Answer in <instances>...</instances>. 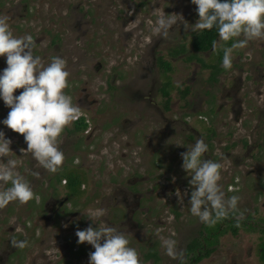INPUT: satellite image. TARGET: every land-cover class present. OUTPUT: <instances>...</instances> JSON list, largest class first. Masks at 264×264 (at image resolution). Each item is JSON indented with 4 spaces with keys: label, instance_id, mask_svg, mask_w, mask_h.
Listing matches in <instances>:
<instances>
[{
    "label": "rangeland",
    "instance_id": "rangeland-1",
    "mask_svg": "<svg viewBox=\"0 0 264 264\" xmlns=\"http://www.w3.org/2000/svg\"><path fill=\"white\" fill-rule=\"evenodd\" d=\"M135 1L140 3V0ZM146 1L149 2L147 9H151L147 10L149 12L148 16H146L145 12L138 9L135 12L134 21L132 20L127 23L125 27L118 26L119 31H123L120 40L113 41L112 35L115 34L114 29L106 28L105 33L110 42L105 44L100 42V44L96 43L94 46L95 50L98 49L97 52L100 53L101 57L93 59L94 61L91 64L103 61L105 69L100 74H96L92 69H89L91 77L89 88L92 90L91 98H95L97 101L91 110L87 111L80 108V116H86L88 127L92 128V135L88 140L89 143L84 142V154L77 152L72 154L71 151L65 153L66 157L70 156L73 160L72 163L69 162L68 169L77 170V172L82 174V178L85 179V193L81 198H78L79 202L83 204V198H88L85 205L83 204V206L80 205L76 208L77 210L75 211H78L79 215L73 219V222H80L82 212L87 216L89 210L96 208L105 209V215L110 219L114 215H118V209L123 210V207L120 202L117 203L115 198L117 197L115 191L116 182L119 183L122 180L120 183H125L128 178H132L135 174H155L156 178L170 179L172 182L178 181L176 188L171 186L165 188L166 181L163 180V183L161 180L158 181V193H152L153 201L145 205V207H151L149 214H146L148 220L146 221L142 218L145 225L139 229H134L132 232L123 233H125L130 241L129 246L135 248L139 253L141 264H179L180 261H185L187 243L196 236L201 237L202 234H199V231L203 233L207 231V236L212 231L211 226L206 225L207 228H205V224L190 213L188 201L192 191L189 184L191 177L182 168L183 160L180 153L187 151L188 147L192 145L188 142L187 134H185L186 143H183L176 127L170 126L171 134L169 138L171 149L165 152V154L155 155L159 162L153 163L150 159L153 155L149 153L147 143L152 139L151 122L153 129L157 125L148 118L144 123H138L129 128V119H135L139 115V113L132 112L130 100H135L136 95L130 88L136 87L137 83L146 82L147 78L143 76L146 72L152 73L155 77L164 78L161 70L157 66L151 65L152 53L167 56L166 53L168 51L181 44L188 50L192 49L193 35L199 31H192L191 28L199 17L196 11L197 6L192 4L191 0ZM125 7V10L122 11L123 17L128 16L129 12L133 14L134 5H127ZM159 11H164L169 15L175 13L182 15L189 25L188 30H185L183 25L178 23L169 30L167 38L153 36L148 21L152 20L155 22L156 16L154 13ZM0 16H4V14L1 13ZM130 32L134 33L129 35ZM223 45L224 42L218 39L216 46ZM213 51L201 54L207 63L214 62ZM232 57V68L221 73L219 75V82L215 85L214 91L218 95V100L213 104L214 116L211 117L216 122L219 132L218 137L219 140H222L224 146H221V141L220 143L216 141V137L207 152L212 156L214 155L213 161L219 162L224 166L221 172L222 179L219 181V184L225 192L226 198L232 195H238L241 198L238 203V210L236 211L237 217L242 223L247 221L248 224V221H251L252 224L259 226L264 217V40H254L249 42L248 46L244 49L233 50ZM0 63H2L1 57ZM171 63L173 67V71L169 73V78L173 83L171 90V114H178V111L185 110V116H188L192 121L196 118L195 114H193L194 104L184 102L178 104L176 107H174V104L180 97V89H184L186 86L190 88L188 100L192 99L196 103L198 93L205 99L210 72L207 68L202 67V64L197 60L188 61L185 56L172 60ZM113 66L117 68V75H121V78L117 80L119 84L133 82L128 87V90H123L124 97L120 102L117 101L115 93L109 92L110 88L107 89L106 84V78L108 76L111 78L112 76L108 71ZM240 77L244 79L242 90L239 93V97L243 100L244 112L241 116L242 120L236 122L234 114L230 110L231 99H226L229 104L222 105L218 111L216 110L224 100L221 96L226 95L232 82L234 80L238 81ZM99 78L103 80L102 83H100ZM75 80L78 81L79 77H76ZM104 82L105 84H103ZM81 83L74 94L76 98L80 95L82 87L85 86L83 81ZM103 105H106V107H103ZM0 117H3V112L0 114ZM112 117H117V123L112 127L113 132L118 130L117 137H115L116 142L123 140L118 144L115 142L114 146L117 149L114 151H111L109 148H98L102 144L108 146L106 137L112 138L111 134H106L102 129L104 124L112 119ZM224 122L226 123L224 124ZM227 123L231 126L230 134L233 133L235 136L226 144L225 136L229 127ZM2 129L0 131H3ZM199 129L206 135V127ZM8 132L6 130L4 134L6 135ZM85 136L86 132L75 135V143L77 144L79 138L85 139ZM163 139L164 136L159 137V139L153 138V142L155 144L163 143ZM128 140L130 141V146L125 143ZM60 141L59 146L61 145ZM177 143L183 145L178 146ZM218 143L220 146L217 148ZM110 144L113 145L112 140ZM21 148L26 149L27 147L21 143L17 149L15 147L11 148L12 153L9 157L5 158L6 162L8 159L17 160L19 162L17 171L20 163L27 164V170L33 167H40L31 153L23 154L20 151ZM86 151L89 152L88 156ZM216 152L217 155L215 157ZM212 156H209V158H212ZM62 168L63 166L57 173ZM251 169L253 170L249 171ZM118 170L119 172L116 174ZM33 172L35 171L29 172L26 180H31L34 176L32 175ZM155 184L156 182L152 180L151 182L142 183L141 187L151 188ZM60 185H64V180H62ZM177 189L180 190L182 195L187 190V195H183V204L178 202V197L175 195ZM229 189L236 191H229ZM162 191H165L164 195L159 193ZM47 192L49 193V191ZM103 198H105L104 204L100 205ZM115 204L116 206H114ZM25 205L20 204L18 201L9 203L5 208L0 209V218L3 215V211L7 209L15 211V216L19 215L20 212L24 213ZM173 208H177L180 212L179 217H176L172 213ZM15 219L16 217L7 224H12ZM86 220L88 221V219ZM8 221L9 219L6 222ZM99 223L104 222L97 221V224ZM116 224L117 228H125L119 222H116ZM66 225L69 227V224ZM89 225L97 227L91 220L89 221ZM8 226L5 225L0 228V239L6 236ZM83 226L86 228L85 225ZM225 228L224 226L223 232L218 234L217 246L214 251L199 264H235V262L237 264H264L259 258V244L261 240L259 227H247L246 224H243L237 235L225 230ZM77 229H81L80 225L76 227L74 234ZM157 230H160V235L163 237H169L171 233H175V236L172 238L177 241V249L183 251V260L172 259L165 254L161 240L156 235ZM213 230L215 231V228ZM69 231V233L72 232L70 229ZM203 235L206 236V234ZM155 245L159 249L161 260L158 262L155 260L144 261V254L150 247H156ZM94 250L92 245L87 244V255L80 263L89 264V253Z\"/></svg>",
    "mask_w": 264,
    "mask_h": 264
},
{
    "label": "flooded vegetation",
    "instance_id": "flooded-vegetation-1",
    "mask_svg": "<svg viewBox=\"0 0 264 264\" xmlns=\"http://www.w3.org/2000/svg\"><path fill=\"white\" fill-rule=\"evenodd\" d=\"M134 5V11L129 12L128 16L123 17L122 11L125 10V6ZM149 2L146 0H140L137 3L135 0H0V14L9 17L8 23L10 28L16 37H22L25 35H31L35 40V48L33 49L34 56H39L42 62L47 65L50 63L53 57L59 56L67 61L66 70L70 73L68 83L69 87L65 90L66 94L72 97V102L74 105H78L80 108L91 110L92 106L96 103L95 98H91V91L89 88L90 74L89 69H92L96 74H100L101 71L105 69L103 61L91 64L93 59L96 57H101L99 52L95 50L94 46L96 43L103 42L104 44L110 42L105 33L106 28H113L114 35L113 41H118L122 38L123 31H119L118 26L125 27L127 23L134 21L135 12L139 9L149 15L147 7ZM146 10V11H145ZM134 32H130L132 35ZM63 44V45H61ZM167 56L162 54L152 53L151 65L157 66L161 70L164 78L155 77L150 72L143 74L144 78H147L146 82L137 83L136 87L130 88L136 95L135 100H130L132 104V112L139 113L138 117L135 119H129V128L135 126L138 123H144L145 120L150 118L156 123L157 127L153 129L151 122V138L147 146L149 148V153L153 155L150 159L153 163H158L157 156L160 154H165V152L170 151V138L171 134L170 126L176 127L178 134L180 135L182 142L186 143L185 134L188 135V142L194 145L197 139L203 138L205 143L210 148L211 143L216 141L224 146L222 140H219V132L216 122L212 120L213 114V104L218 100V95L215 89V85L219 82V75L225 71L216 74L215 79H210L211 70L207 68L210 72L209 82L206 88V98L204 99L200 93L197 94V101L189 99L188 95L180 94V97L176 100L174 107L178 106L180 103L194 104L193 114L196 118L190 120L188 116H185L186 111H178V114H171V92L168 96H165L162 92V88L166 86L165 81L170 80L169 73L172 71H163L159 65V59L162 57L164 60L172 61L179 57H187L186 52H181L178 55H171L168 51ZM2 63H0V74H2L3 69L7 67L6 57L0 56ZM172 64V63H171ZM203 67V66H202ZM205 68V67H204ZM116 66H113L108 73L112 76L106 78L107 89L109 92L115 93L117 101L123 99V90H128L129 86L133 82L127 84H119L117 80L121 78V75L116 73ZM107 72V71H106ZM106 73L107 75H109ZM79 77L76 81L75 78ZM106 77V76H105ZM144 80V79H143ZM80 95L75 97V92L77 87L82 84ZM100 83L103 82L99 78ZM172 83V81H171ZM105 84V82L103 83ZM244 84L243 77L234 80L229 87L226 95L221 96L223 98L222 104L216 110L218 111L222 105L229 104L228 100L231 99L230 110L234 114V120L238 122L242 120V113L244 112L243 100L239 97V93L242 90ZM173 88V83H172ZM184 88V89H186ZM104 89V87H103ZM184 89H180V92ZM172 90V89H171ZM23 89H17L14 95H19ZM133 94V95H134ZM169 98V106L167 107V100ZM103 100V99H102ZM226 101V103H225ZM106 107V105H103ZM10 108L7 107L2 98H0V114L3 112V117H0V129L3 128V132L8 130L9 132L5 135V138L11 139V148H18L19 144H27L24 140L23 135L12 131L6 125L2 123L4 119L7 118ZM86 122L88 120L84 116ZM82 116L79 117V119ZM95 118V116H93ZM77 119L76 121H78ZM117 123V117H112L103 126V130L106 134H111V137H106V143L102 144L98 148H109L111 151L116 150L114 146L117 137V131L113 132L112 127ZM193 123V124H192ZM226 122H224L225 124ZM228 125V123H227ZM225 136L226 144L235 136L231 133V126L228 125ZM206 127V135L202 133L199 128ZM75 121L68 126L62 133L59 141L61 139L60 149L65 153L69 151L84 154L85 143H89L91 138L92 128H87L85 130V139L79 138L77 144L75 143V135L80 133H75ZM140 132V131H139ZM84 132H82L83 134ZM91 133V134H90ZM164 136L162 140L163 143L155 144L153 138L159 139V137ZM16 138V139H14ZM14 139V140H13ZM87 140V141H85ZM112 140L113 145L110 144ZM123 140H119L122 142ZM119 142H116L118 144ZM130 146V141L125 142ZM218 143V144H219ZM220 144L217 146V148ZM97 148V149H98ZM87 156L89 154L86 151ZM208 152L204 154V159H212L213 156ZM230 153V152H229ZM212 158H209V156ZM217 152L215 153V157ZM66 157V156H65ZM6 158V157H5ZM5 158L1 163H6ZM217 160V158H216ZM65 163L62 165L63 168L57 173H50L43 167H33L27 170V164L20 163L18 171L27 179L29 172L35 171L39 173V176H33L29 181L34 193L39 197V201L33 199L26 203L24 213L15 216L16 212L9 209L3 211V215L0 218V228L5 225H9L7 228V234L3 239H0V264H81L80 262L85 259L87 255V242L78 244V237L74 234V230L78 225L81 229H85L89 226L90 219L85 216V213H81L80 222H73L79 212L75 211L78 206L85 205L88 198H83L81 204L78 198L85 193V179L82 178V174L77 172V170L68 169L69 162L72 163L73 160L70 156L66 157ZM253 169L249 170L252 171ZM23 171V172H22ZM74 171L80 177V185L76 188L77 193H72L68 186L67 178H64V185L60 184L59 176L64 172ZM76 171V172H75ZM119 170L116 172L118 174ZM154 180L156 182L151 188H142L141 184L144 182H151ZM163 183L164 179L156 178L155 174H135L132 178H128L125 183L116 182V201L121 203L123 210L118 209V215H114L112 219L108 218L106 215L101 217L99 222H104L109 226L117 228L116 222H119L125 228H117L121 232H132L134 229H139L144 226L145 223L142 221L148 220L150 206L145 207L148 203L153 201V194L158 193V184L160 181ZM165 188L173 187L176 188L178 181L172 182L170 179L164 180ZM114 182V181H113ZM115 183V182H114ZM42 186H40V185ZM7 186H10L7 185ZM49 191V193L47 191ZM46 191V192H45ZM164 195L165 191L159 192ZM100 205L105 201V198L101 200ZM11 203V202H10ZM116 206V204L114 205ZM28 212V213H27ZM27 213V214H26ZM172 213L176 217L180 216V212L177 208L172 209ZM109 215V214H108ZM16 219L12 224L10 223L13 218ZM235 216L232 214L228 221L233 220ZM9 219L8 222H6ZM88 219V221L86 220ZM73 223V224H72ZM66 224H69L67 227ZM218 224L211 226V237L208 238L209 241L203 239V249H211L209 255L197 260V257L191 252L188 253V244L194 239L192 238L186 245L185 248V261H180L179 264H199L203 259L209 257L217 246L218 240ZM120 225V226H121ZM208 226V225H207ZM231 231L227 227V223L223 224L222 230ZM205 228L206 225L204 226ZM215 228V231L213 230ZM69 229L72 231L69 233ZM78 230V229H77ZM67 233V234H66ZM203 232L199 231V234ZM140 234V233H139ZM206 237L207 231H205ZM198 237V236H196ZM205 237V238H206ZM12 240L16 241H26V246L14 247L12 246ZM156 246V245H155ZM157 247V246H156ZM150 247L148 251L144 254V261L155 260L160 261V254L158 247ZM158 253V259L154 256H149L150 253ZM260 252V244H259ZM197 254H201L198 252ZM260 260H262L261 255H259ZM262 262H264L262 260ZM84 264V263H83ZM235 264H237L235 262Z\"/></svg>",
    "mask_w": 264,
    "mask_h": 264
},
{
    "label": "clouds",
    "instance_id": "clouds-1",
    "mask_svg": "<svg viewBox=\"0 0 264 264\" xmlns=\"http://www.w3.org/2000/svg\"><path fill=\"white\" fill-rule=\"evenodd\" d=\"M191 3L197 6L199 17L192 25V31L216 27L220 41L226 43L235 38L230 47L223 48L222 67L225 70L233 66V50L244 49L254 40H264V0H191ZM154 15L155 22L148 21L153 36L167 38L169 30L178 23L185 30L189 28L182 15H169L164 11L155 12ZM8 20L9 17L0 16V56L6 57L7 64L0 74V98L10 108L2 123L23 135L27 144L26 149H20L23 154L31 153L41 167L54 174L65 160L59 147V138L81 115L80 107L74 105L72 97L65 92L69 87L70 76L66 70L67 61L56 56L45 65L41 57L33 54V37L14 36ZM17 89L23 91L14 95ZM11 144L12 140L5 138L4 132L0 131V161L12 153ZM207 151L208 145L200 138L180 155L182 168L191 177L189 184L192 191L188 201L190 213L205 225L213 226L235 213L241 198L238 195L226 198L219 184L224 166L211 159H204ZM18 163L15 159L0 163V209L14 201L20 204L33 199L39 201L29 181L17 171ZM32 175L38 177L39 173L33 172ZM175 195L178 202L183 204V195H187V190L182 195L177 189ZM105 214L103 208L89 210L87 217L97 227L89 225L75 233L78 244L87 242L95 249L89 253V264H141L139 253L129 246L130 241L125 233L105 223L97 224ZM236 226L239 227L238 222ZM156 235L166 255L183 260L184 253L177 249V241L172 238L175 233L163 237L160 230H157ZM11 243L14 247L26 246V241L12 240Z\"/></svg>",
    "mask_w": 264,
    "mask_h": 264
},
{
    "label": "trees",
    "instance_id": "trees-1",
    "mask_svg": "<svg viewBox=\"0 0 264 264\" xmlns=\"http://www.w3.org/2000/svg\"><path fill=\"white\" fill-rule=\"evenodd\" d=\"M219 39L218 29L216 27H213L211 30H203L195 33L193 35V41H192V49H186V47L181 44L180 46H177L170 50L171 55H178L181 52H186L187 57L186 59L188 61H194L197 60L199 63L202 64L205 68H210L211 75L210 79H215L216 74L224 71V68L222 67V60H223V48L224 47H230L232 43H234V39L228 42H224L223 46H216L217 41ZM215 44V47H214ZM214 50V51H213ZM213 51L214 55V62L207 63L204 58H202L201 54H204L206 52ZM159 65L161 66L163 71H172L173 67L170 61L164 60L162 57L159 59ZM166 86L162 88V92L165 96H168L172 89V83L171 80L165 81ZM182 95H187L189 93V88H186L181 91ZM169 106V98L167 100V107ZM88 128V123L86 122L85 117L80 118L78 121H75V133H82L85 132V130ZM64 178H67L68 180V186L70 188V191L72 193H77V187L80 185V177L77 174H74L73 172H64L61 176H59V181L61 182ZM234 215L235 218L233 220L228 221V218L231 217V215ZM227 219H224L222 221H219L218 224V233H222V226L223 224L227 223V227L230 228L231 232L233 234H238L239 229L243 227V224H246L247 227H259V231L261 233L260 235V255L262 260L264 261V217L261 220V223L259 226H256L255 224H252L251 221H247L245 223H242L240 219L237 217V213H231ZM237 222L239 223V227H237ZM204 234V233H203ZM201 237H195L192 239L188 244V253H193L197 260L204 258L205 256L209 255L211 252V249H203L204 238L206 241H209L208 238L211 237V234L206 237L203 235ZM206 237V238H205ZM198 252H201V254H197ZM149 256H154V258L158 259V253L154 252L153 254L150 253Z\"/></svg>",
    "mask_w": 264,
    "mask_h": 264
}]
</instances>
